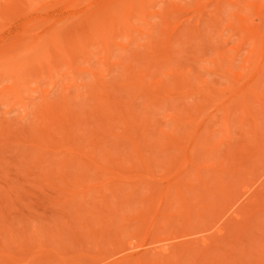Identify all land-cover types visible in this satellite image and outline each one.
<instances>
[{"label":"rangeland","instance_id":"obj_1","mask_svg":"<svg viewBox=\"0 0 264 264\" xmlns=\"http://www.w3.org/2000/svg\"><path fill=\"white\" fill-rule=\"evenodd\" d=\"M124 1L125 5L120 3L124 6L122 14L120 9L114 12L113 6V11L106 10L107 16L103 11L105 20L101 15L100 23H97L101 24L102 19L104 27L100 25L103 28H99L110 29L109 34H115L112 37L106 38L104 33L96 32L100 31L97 24V28L88 27L89 30L86 23H81L90 34L82 31V25L77 22L79 28L73 24L61 28L68 39L80 43L82 50L79 43L76 47L80 50H73L77 53H73L75 74L65 63L51 70L58 82L56 86L50 84L48 64L46 66L44 58V61L40 60V53H31L37 60L31 58L36 61L23 62L26 64L25 76L23 67L19 66L22 72L18 74L27 85L23 86L18 101L12 103L8 92L2 91L12 85L14 72H10L12 78L0 73V264H118L125 255L136 253L152 261L150 264H264V214L256 218L258 221L255 219L257 225L253 223L252 229L234 232L225 241L207 248L195 246L189 253L174 249L165 253L163 249L185 240L197 245V240L208 234L219 236L215 227L232 216L228 212L221 218L225 211L221 208L225 204L221 207L219 203L226 200L227 195L229 202L232 193L235 190L237 194L239 190L241 193L240 188L247 182L264 181V161L259 163L252 152L256 143L264 145V108L251 103L257 124L254 126L251 117L239 108L233 110L226 122L225 108L220 106L237 88L245 91L248 102L254 101L252 92H257L264 100V74L256 86L245 80L252 72L260 41L259 34L253 37L251 30L262 26L250 5L260 0H220L219 4L216 0H145L144 3L128 0L130 5ZM136 3H143V7ZM54 4L49 1L42 11L31 10L2 24L0 45L3 40L6 48L14 49L19 45L18 50L23 49L24 53L16 50L17 47L11 53L16 55L18 52L20 65L25 59H21V55L31 52L28 48L32 47V42L39 40L48 26L51 28L57 20L72 12ZM197 6L205 9L200 12ZM187 21H191L190 24ZM25 22H35L32 28L35 31H29L35 33L19 36L16 32L22 31ZM69 28L74 29L70 35ZM77 30L82 32L78 34ZM4 42L0 46V71L8 65L3 59L12 56ZM40 67L45 68L44 76ZM73 75L76 84L72 85ZM146 86L151 93L159 97L168 94L169 98L159 102V106L157 102L151 103L143 96ZM206 86L214 92L210 99L198 93ZM186 89L192 94L184 93ZM44 92L48 93L50 100L47 101H53L51 104L58 105L61 111V118L58 121L55 118L57 128L54 119L45 122L38 117L39 96ZM105 99L112 105L118 104L125 112L133 113L135 117L128 127H124L120 118H109L103 109ZM198 100L211 116L206 124L207 135L214 143L221 140L218 148H209L196 157L202 176L196 175L198 169L184 164L176 151L167 146L169 137L189 130L184 124L178 125L176 120L183 114L188 115L187 111L195 113L191 105ZM66 116L70 122L75 121L74 126L73 122L66 124ZM121 127L132 130L134 136L142 131L140 152L146 157V164L140 161L139 152L132 148L125 134L120 133ZM64 128L71 133H63ZM39 129L47 133L40 130L39 134ZM41 134L48 139L43 140ZM35 142L45 148L34 150L31 144ZM57 144L65 145L67 149L59 150L54 147ZM230 144L242 148L240 158L235 162H226L233 153ZM83 155L95 158L102 169L83 164ZM219 167L226 168V174H230L227 185L235 192L228 193L223 188L216 175ZM108 171L112 175L107 174ZM182 173L184 201L172 194ZM167 193L173 196L169 209ZM155 213L159 216L152 224L151 215ZM201 215L205 219L200 220ZM204 220L210 223L208 227L202 224ZM202 228L207 230L200 231L204 230Z\"/></svg>","mask_w":264,"mask_h":264},{"label":"bare ground","instance_id":"obj_2","mask_svg":"<svg viewBox=\"0 0 264 264\" xmlns=\"http://www.w3.org/2000/svg\"><path fill=\"white\" fill-rule=\"evenodd\" d=\"M49 1H54V3L55 4H57V5H62V7L64 8V10L65 9H67L68 11L69 10H72V12L68 15V16H65L64 18H62V19H59V20H57V22L55 23V24H53V25H51L52 27L50 28V26H48L49 27V29H47L46 28V30L43 32V33H41L42 35V37L39 39V38H37V36H36V38L37 39H39V40H37V41H34V42H32L33 43V45H32V47L30 46V48H28V50H30L31 52H25L26 54H28L29 56H25L24 54L23 55H21L22 53H24L23 52V49H22V51L21 50H18V48H21V47H17V46H19V45H17L16 46V44L14 45V46H16L17 47V49L16 50H18V51H20V55L22 56H20L21 57V59H23V58H25V59H23L22 60V64L20 65V63H21V61L18 59V52H16V53H14V54H16V55H12V53H13V51L12 50H14L15 51V48L13 49V47L10 49V48H8V52H10L9 53V55H12V56H4L3 58V60H4V64H6L7 62H8V65H5V67L3 66V69L4 70H2V71H0V73L1 72H4L5 74L4 75H6V76H8V75H10L11 73L10 72H14V75H15V77H11V75L9 76V77H11L12 78V85L10 86L9 85V87L8 86H6V87H8L7 89H6V87H4L6 90H3L2 89V91H4V92H8V97H9V100H11L12 101V103L13 102H15L17 99L19 100V98L21 99V95H22V91L24 90L23 88L24 87H26L25 86V81H24V79H23V77L21 76V75H19L18 74V72L19 71H21L20 69V67H23V69H24V67H26L25 65L26 64H24L23 62H32V61H36L37 59H36V57H34L31 53H36V54H42V55H44V57H42L40 54H39V56L42 58V59H40V57H39V59L40 60H42V61H44L45 60V62L44 63H46V66H47V64H48V66L46 67L47 69H48V71H49V75L51 74V76H50V78H51V81H50V84L51 85H53V86H56L55 84L56 83H58L57 82V80L54 78V76H53V72L51 71L52 69H56L58 66H62V65H60V64H68L69 65V69H70V71H71V73L72 74H75V67H74V55H73V53H75L76 51H73L74 49L75 50H80L81 49V47H80V43L79 42H76V40H70V38L68 39L67 38V33H65V32H61V28H63V26L65 25V26H68V24H73V25H76L77 26V28H79L78 26H80V25H82V31H84V30H86V31H88L87 29H83V27H84V25L83 24H81V23H86V25H87V27L86 28H91V27H96V24L97 23H100L99 22V18H101V15L103 14L104 15V13H103V11L104 12H106L105 14V16H107L108 15V13H107V11L108 10H110V9H112V7L114 6V8H115V10H114V12H117L116 11V9H120L119 11H120V13H121V9H122V7H124V6H122V5H125V1L124 0H0V31L3 29V23L5 22V21H8V20H12V18H14V17H18V16H22V15H24V14H26V13H28L29 11H31V10H41L42 11V8H44L46 5H47V3L49 2ZM132 1V0H131ZM131 1H129L128 2V0H127V3L129 4ZM136 1V0H135ZM139 1V0H138ZM137 1V2H138ZM141 2H143V1H145V0H140ZM219 1L220 0H216L215 1V3L216 4H219ZM133 2H134V0H133ZM146 2H147V0H146ZM120 3L122 4V3H124V4H122L121 6H120ZM144 3V2H143ZM142 3V4H143ZM54 4V5H55ZM132 4V3H131ZM134 4V3H133ZM136 4H139V3H136ZM141 4V5H142ZM53 5V6H54ZM117 5H119V6H117ZM130 5V4H129ZM140 5V4H139ZM140 5V6H141ZM200 5V4H199ZM118 8H117V7ZM256 12H257V14H258V16H259V19L261 20V22H262V26L260 27V26H255L254 28H253V30H251L252 32H254L252 35H253V37H255L257 34H259V35H257L259 38H260V41H258V46L256 47V55H255V57H254V60H253V66H252V72L249 74V75H247L246 76V81L248 82V83H250V84H252L253 86H256L257 85V82L259 81V78L261 77V75L262 74H264V0H260V1H258V2H255V3H252L251 5H250ZM56 7V6H55ZM121 7V8H120ZM141 7H143V6H141ZM197 7H199V6H197ZM201 7V6H200ZM196 8V9H199V11L201 10H203V9H205L204 7H201V8ZM47 8V7H46ZM45 8V9H46ZM113 8V9H114ZM206 8H207V6H206ZM113 9H112V11H113ZM44 10V9H43ZM80 10V12H77V11H79ZM107 10V11H106ZM122 11H124V10H122ZM200 11V12H201ZM194 12H196V11H194ZM119 13V14H120ZM130 13V11H128V14ZM198 13V12H197ZM15 14H18L17 16L15 15ZM122 14V13H121ZM203 14V13H202ZM102 15V16H103ZM118 15V14H117ZM14 16V17H13ZM100 16V17H99ZM105 16H103L102 17V19H103V21L105 20ZM12 17V18H11ZM48 19V18H47ZM50 19V18H49ZM48 19V20H49ZM102 19H100L101 20V24H97V27L99 28V26L100 25H102L103 27H104V23L102 22ZM38 20V19H37ZM46 20V18L44 19V21ZM51 20H53V18H51ZM187 20H189V19H187ZM35 22H36V19L34 20ZM44 21H41V22H44ZM192 21V20H191ZM191 21H187L189 24H190V22ZM35 22H33V23H35ZM41 22H39V24L41 23ZM51 22V21H50ZM50 22H48V23H50ZM75 22H77V23H80V25H78L77 23H75ZM185 22H186V20H185ZM33 23L32 22H25L24 23V25H23V28H22V31H20L19 33H17L16 32V34H20V35H22V34H34V33H32V32H29V31H31L32 30V28H34V25H33ZM47 23V24H48ZM75 23V24H74ZM195 23H196V21H195ZM43 24V23H42ZM44 24H46V22L44 23ZM38 25V24H37ZM36 25V26H37ZM41 25V24H40ZM113 26H114V24H112ZM184 25H185V23H184ZM198 25V24H197ZM43 26V25H42ZM41 26V27H42ZM45 26V25H44ZM75 26V27H76ZM195 25H193V27H194ZM39 27V26H38ZM37 27V28H38ZM84 27V28H85ZM96 27V28H97ZM101 27V26H100ZM103 27H101V28H103ZM191 27V26H190ZM192 27V28H193ZM36 28V27H35ZM76 28V29H77ZM88 28V29H89ZM101 28H99L98 30H100V31H96V32H100V33H104V34H102V35H104L106 38H108L107 36H113V35H115V34H109L110 32L109 31H111L110 29H109V31H108V29H106V28H104V30L103 29H101ZM196 28V27H195ZM194 28V29H195ZM66 29V28H65ZM70 29V28H69ZM68 29V30H69ZM72 29V28H71ZM70 29V31L68 32L69 33V35L72 33L71 31H73V30H71ZM114 29V28H113ZM183 29L185 30V29H187V28H184L183 27ZM260 29H261V31H260ZM67 30V29H66ZM90 30V29H89ZM92 30H94L95 31V29H91V31ZM106 30V32H103V31H105ZM190 30V29H189ZM32 31H35L34 29L32 30ZM78 31V30H77ZM81 31V32H82ZM93 31V32H94ZM37 32H38V30H37ZM39 32H42V31H39ZM81 32H79L78 31V34L79 33H81ZM89 32V33H88ZM87 33L86 32H84V33H86V34H90V31H88ZM74 33V32H73ZM1 34V33H0ZM3 34V33H2ZM40 34V33H39ZM38 34V35H39ZM58 34H63V35H61V37H59V35ZM64 34H65V36H64ZM92 34V33H91ZM93 34H95V33H93ZM97 34V33H96ZM19 35V36H20ZM37 35V34H36ZM64 36V37H63ZM103 36V37H104ZM39 37H40V35H39ZM63 37V38H62ZM67 38L68 40H65L64 38ZM69 37V36H68ZM104 37V38H105ZM22 38V37H21ZM19 41H20V39H19ZM65 41H67V42H65ZM68 41H70L72 44H70V42H68ZM73 41H74V43H73ZM3 42H4V40H3ZM3 42H2V44H3ZM13 42H14V40H13ZM31 41H29V42H27V43H30ZM75 42L77 43V44H75ZM106 42H107V39H106ZM7 44H8V42H6ZM78 43H79V46H78ZM1 44V45H2ZM18 44V43H17ZM26 44V43H25ZM24 44V45H25ZM69 44H70V46H69ZM0 45V46H1ZM4 45H5V48H6V44H5V42H4ZM4 45L2 46V47H4ZM24 45H23V48H24ZM30 45V44H29ZM76 45L78 46V47H80V49H77V47H76ZM107 45V44H106ZM8 46H10V45H8ZM28 47V46H27ZM26 47V48H27ZM6 48V49H7ZM25 48V49H26ZM9 49H10V51H9ZM83 49H84V47H83ZM1 50V49H0ZM2 50H4V49H2ZM82 50V49H81ZM164 50L165 49H163L162 51L164 52ZM167 50H169V49H167ZM171 51H172V49H170ZM106 53L108 54V51H109V47H108V45H107V47H106ZM166 51V50H165ZM0 52H2V51H0ZM12 52V53H11ZM54 52H57L58 54H55L54 55ZM80 52V51H79ZM75 54H77V53H75ZM164 54H165V52H164ZM0 55H2V54H0ZM58 55V57H56L55 58V56H57ZM73 57H72V56ZM31 56H33L34 57V59H36V60H34L33 58H31ZM165 56V55H164ZM29 58H31V59H29ZM43 58H44V60H43ZM5 59H6V63H5ZM28 59V60H27ZM38 59V60H39ZM30 60V61H29ZM19 61H20V63H19ZM39 62V61H38ZM9 63H10V65H9ZM40 63V62H39ZM23 64H24V66H23ZM41 64V63H40ZM12 65V66H11ZM43 65V64H42ZM2 66V65H1ZM20 66V67H19ZM43 67V66H42ZM49 67V68H48ZM2 68V67H1ZM20 68V69H19ZM41 68V67H40ZM42 70H41V72H42V74H43V76H44V73H43V70L45 69H43V68H41ZM24 72H22V74L23 73H25L26 72V68L23 70ZM20 72V73H21ZM47 72V70H45V73ZM7 73H9V74H7ZM1 74H3V73H1ZM24 76H25V74H23ZM47 75H48V72H47ZM1 76V75H0ZM42 76V75H41ZM42 76V77H43ZM8 77V78H9ZM45 77H46V75H45ZM2 78H4L3 76H2ZM15 78V80H13ZM49 78V79H50ZM0 79H1V77H0ZM27 79V78H26ZM44 79V78H43ZM47 79V78H46ZM45 80V79H44ZM1 81V80H0ZM2 82V81H1ZM71 82H72V85H73V83H75L76 81H75V76L73 75V77H72V80H71ZM238 82V81H237ZM69 84H71V83H69ZM76 84V83H75ZM74 84V85H75ZM134 83H132V85H133ZM27 85V84H26ZM24 86V87H23ZM205 87V86H204ZM10 88V89H9ZM103 89V88H102ZM105 89V88H104ZM37 90V89H36ZM35 90V91H36ZM144 91V97L146 96L147 98V100L148 101H150L151 103L153 102V103H155L156 104V102H157V105H158V103L159 102H161L162 103V101H164L165 99H168L169 98V96H168V94H166V95H164V96H162V97H159V96H157V95H155V94H153V93H151L150 92V90H149V88L146 86V88H144L143 89ZM187 91H185L184 93H186V94H192V91L191 90H188V89H186ZM210 89L209 88H207V86H206V88H202V89H199V91H198V93H200L201 95L203 94V96L206 98V99H210V98H212L213 97V93L212 92H210L209 91ZM30 91H31V89H30ZM67 91H68V86H67ZM209 91V92H208ZM1 92V91H0ZM31 92H33V91H31ZM64 92H66V91H64ZM3 93V92H2ZM212 93V94H211ZM55 94V93H54ZM65 94V93H64ZM143 94V93H142ZM61 95V94H60ZM67 95V94H66ZM231 95V94H230ZM52 96V95H51ZM252 96H253V98H254V101H252V102H248L247 101V99L245 98L246 97V93H245V91L244 90H242V89H238L237 88V90H235L234 92H233V95L232 96H230L229 98H227V100L225 101V102H222V103H220V106H223L224 108H225V121L226 122H228V120H229V118H230V116H231V114H232V112H233V110H235L236 108L238 109H241L246 115H248V116H250L251 117V119L253 120V122H254V126H257V124H256V122H255V115H254V113H253V111H252V107H251V103H257L258 104V106H259V108H264V100H262V99H260V97H259V94L257 93V92H252ZM37 97V96H36ZM48 97V93H46V92H44L43 94H41L40 96H39V106L38 107H40L39 109L37 108V110L39 111V119H45V122L47 121L46 119H49V121H50V119H54L55 120V118H56V120L59 118H61V111H59V109L57 108L58 107V105H57V107H55V106H53L51 103L53 102V101H51V102H48L47 101V98ZM10 98H12V99H10ZM55 98H56V96H55ZM54 98V99H55ZM200 98H201V96H200ZM203 98V97H202ZM17 100V101H18ZM48 100H50V99H48ZM71 100V99H70ZM80 101V100H79ZM85 101V100H84ZM40 102H41V105H40ZM70 102V101H69ZM102 102H104L103 103V105L105 106V108H103V109H105V111H106V114L108 113V115H110L109 116V118H111V119H113V120H115V119H117V118H120V120L122 121V123H123V125H124V127H125V125L128 127V123L132 120V117H135V116H132L133 115V113H129V112H125V110H122L121 108H119L118 107V104H116V105H112L107 99H105V101H102ZM149 102V103H150ZM2 103V102H1ZM57 103V102H56ZM160 103V104H161ZM54 104V103H53ZM58 104V103H57ZM100 104V103H99ZM99 104H98V106H99ZM159 104V105H160ZM153 105V104H152ZM158 105V106H159ZM37 106V105H36ZM79 106V105H78ZM96 106V105H95ZM12 107H13V105H12ZM191 107H192V110H194L195 111V113H191V111H187V114L188 115H184L183 114V116L181 115L180 117H178V119L176 120L178 123V125L179 124H184V125H186V126H188L189 127V130H187L185 133L184 132H182V134L181 135H179V136H173V137H169V135H168V137H169V139H168V143L169 144H167V146L170 148V149H172L173 151H176V154L179 156V158L180 159H182V162L184 163V164H187L188 166L190 165V166H193V167H195L196 169H198L197 170V173H196V175H200V176H202V172H201V170H200V167L197 165V159H196V157L197 156H199L198 154L200 153V154H202L203 152L202 151H207V149H216V148H218L217 146L220 144V143H218V142H220V141H217V143H214L212 140H211V137H210V135L208 134L207 135V128H206V124L208 123V121L210 120V115L209 114H207V112L204 110V105H202V101L200 100H198L197 102H195V103H193L192 105H191ZM60 109H61V107H59ZM97 108V107H96ZM95 108V109H96ZM118 108L120 109V110H118ZM98 109V108H97ZM37 110H36V114L38 113L37 112ZM117 111V112H116ZM26 112V111H25ZM62 112H64V111H62ZM65 113V112H64ZM70 113V112H69ZM68 112H67V114H69ZM38 115V114H37ZM64 115V114H63ZM62 115V117H64ZM66 115V114H65ZM108 115H107V117H108ZM135 115H137L136 113H135ZM68 116V115H67ZM65 117L66 119H65V121H66V124L67 123H69L70 122V120L71 119H68V117ZM71 116V115H70ZM73 116H75L76 117V115H73ZM78 116V115H77ZM137 116H139V115H137ZM37 117V116H36ZM106 117V118H107ZM70 118V117H69ZM138 117H136V119H137ZM58 119V120H59ZM28 120V119H27ZM56 120H55V122H56ZM57 120V121H58ZM67 120H69L68 122H67ZM110 119H108V121H109ZM29 121H30V119H29ZM44 121V120H43ZM63 121H64V118H63ZM63 121H62V119H61V123H63ZM74 121V120H73ZM73 121H71V122H73ZM77 121H78V119H77ZM104 121H106L105 119H104ZM107 121V122H108ZM9 122V121H8ZM55 122H53V124L55 123ZM60 122V121H59ZM70 122V123H71ZM75 122V121H74ZM74 122L72 123L73 125L72 126H74ZM110 122H113V121H110ZM48 123V122H47ZM52 123V122H51ZM60 123V124H61ZM65 123V122H64ZM114 123V122H113ZM5 124V123H4ZM9 124V123H8ZM59 124V125H60ZM109 124V123H108ZM24 125H25V123H24ZM23 125V126H24ZM49 125V124H48ZM51 125V124H50ZM55 125H57V122H56V124H54V127H55ZM68 125V124H67ZM71 125V124H70ZM58 126V125H57ZM57 126L55 127V128H57ZM19 127V126H18ZM53 127V126H52ZM61 127H63L62 125H61ZM61 127L59 126V128H60V130H63V129H61ZM65 127V126H64ZM111 126H109V128H110ZM113 127V126H112ZM111 127V128H112ZM7 129V128H6ZM35 129V128H34ZM67 129V128H66ZM65 128H64V131H62L63 133H71V132H69V131H65L66 130ZM68 129H70V127L68 128ZM127 129V128H126ZM29 130V129H28ZM31 130V129H30ZM40 130L41 129H39L38 131H37V133H39L40 132ZM121 130H123V131H120V133L121 134H125L124 136L126 137V138H128V140H130V142L129 143H131V146H132V148L134 149V150H136V152L138 151L139 152V154H138V156H139V159H140V161L142 162V163H145L146 164V162H147V159H146V157L140 152V148H141V144H140V142H139V140H140V138H141V135L143 134L142 133V131H139L140 133H139V135H133L134 133L132 132V130H124V128H122L121 127ZM13 131V130H12ZM57 131V130H56ZM33 132V131H32ZM41 132H43V134L44 133H47L46 131H44V130H41ZM123 132V133H122ZM67 133V134H68ZM15 134H16V132H15ZM34 134V133H33ZM40 134V133H39ZM168 134V133H167ZM7 135V134H6ZM11 136V135H10ZM15 136V135H14ZM13 136V137H14ZM37 136H39V135H37ZM37 136H36V138H37ZM42 136V138H43V140H47L48 138H46V136L45 135H40V137ZM10 138V137H9ZM39 138V137H38ZM11 139V138H10ZM41 139V138H40ZM9 140V139H8ZM42 140V141H43ZM49 140H51V139H49ZM13 141V140H12ZM45 141H43V143L45 142ZM4 142V141H3ZM5 142H9V141H5ZM29 142V141H28ZM53 142V141H52ZM10 143V142H9ZM20 143V142H19ZM38 143V142H37ZM36 142L34 143V144H31V145H33L34 146V150H38L37 148H40L41 149V147L42 148H45V146L43 147V146H41V145H43V144H37ZM16 144V143H15ZM30 144V143H29ZM45 144V143H44ZM47 144V143H46ZM54 144H55V142H54ZM9 145V144H8ZM229 145V144H228ZM12 146V145H11ZM32 146V147H33ZM48 146V145H47ZM50 146L52 147V145H51V143H50ZM54 146V145H53ZM31 147V148H32ZM54 147H57L59 150L60 149H62V150H66L67 149V147L65 146V145H62V146H59L58 144L56 145V146H54ZM229 147V146H228ZM230 147H231V149L233 150H231V152H233L232 153V155H231V157L230 158H228V160L226 161V162H230V161H233V162H235V161H237V159H239L240 157H239V155H240V151L242 150V148L241 147H237L236 145H234V144H230ZM229 147V148H230ZM6 148V147H5ZM28 148H30V147H28ZM58 149H56L55 148V150L57 151ZM18 150V149H17ZM43 150V149H42ZM50 150H52L51 148H50ZM27 151V150H26ZM44 152H45V150H44ZM137 152V153H138ZM229 152V151H228ZM252 152H253V155L255 156L254 157V159H256L257 161H259V163L261 162V161H264V145H261V144H259V143H256L255 144V146H253V148H252ZM41 153V152H40ZM49 153V152H48ZM231 154V153H230ZM229 154V155H230ZM37 155V154H36ZM201 156V155H200ZM80 157H82V155H80ZM59 158V157H58ZM77 158H79V157H76V159ZM83 158L84 159H82V158H80L79 159V161H77V162H81V161H84L85 163H83V164H85L86 165V163H87V165H91L92 167H94L95 169L97 168V169H102V167H101V164H100V162H98L95 158H89L88 156H84L83 155ZM198 158V157H197ZM75 159V158H74ZM82 159V160H81ZM81 160V161H80ZM72 161H74V165H78V163L75 161V160H73L72 159ZM239 161V160H238ZM77 164H76V163ZM65 164H67L66 163V161L64 162ZM81 163V164H82ZM59 165L61 164V163H58ZM71 164V163H70ZM82 164V165H83ZM252 164H253V162H252ZM240 165V164H239ZM244 164L243 163H241V166H243ZM81 166V165H80ZM77 168V167H76ZM262 168H264V167H262ZM226 172H227V170H226V168H221V167H219L218 169L216 168V175L218 176V178H220V180L222 181V184H223V188L225 189V191H227L228 193L231 191V193H232V191L233 190H229V187L230 186H228L227 184H229V183H227V182H229L228 181V177H229V175H227L226 174ZM229 173V172H228ZM107 174H109V175H112L111 174V172L110 171H108L107 172ZM234 174V173H233ZM262 174H264V172H262ZM182 175H184L183 173L181 174V177H180V180H178L175 184H174V189H173V196L176 194L177 196H179L180 198H183L182 200L184 201V199H185V197H186V195H185V191L184 190H182V180L184 179V177L182 176ZM260 175V174H259ZM238 176V175H237ZM262 176H264V175H262ZM236 177V176H235ZM240 177H242V176H240ZM256 177V176H255ZM234 178V177H233ZM259 178V177H258ZM260 178H262V177H260ZM241 179V178H240ZM239 179V180H240ZM237 180H238V178H237ZM181 181V182H180ZM203 182H205V181H203ZM252 181H250V183H251ZM182 183V184H181ZM248 183V182H247ZM247 183H245V184H243L242 185V187L240 188L241 190H243L241 193H240V190H239V192H238V194L236 193L237 192V190H235V191H233V192H235L234 194L232 193V197L229 199V202L227 201V197H228V195L225 197V199L226 200H224L222 203H219L220 205H221V207H222V205L223 204H225V207L223 206L221 209H222V212L224 211V213H222V215H221V218H223L228 212L230 213V214H232V216L230 217V218H228L227 217V221L226 222H224V223H219L218 225L215 223L217 220H215V225L214 226H216L215 227V230H217L216 232H217V234L219 235V236H215L213 233V235L214 236H212V235H204V236H202L201 237V235H200V237H201V239L200 240H197V241H199V242H197L196 244L197 245H193L194 243H192L191 241H189V240H185L184 242H181V243H173V244H170V245H168L167 247H165V248H163L164 249V251H165V253H169V251H170V249H174V251H177V252H181V253H189L195 246H197V247H204V248H207V247H209V246H211L212 244H215V243H218L219 241H225L226 239H227V237L228 236H230V235H232L234 232H237V233H242V232H244L246 229H252L253 227H255V226H253L254 224L255 225H257V222L255 223V221L257 220V219H259L260 217H261V215L262 214H264V181H260V182H258L257 180L256 181H254L253 180V182L251 183V184H247ZM206 184V183H205ZM224 185H225V187H224ZM189 188V187H188ZM227 188V189H226ZM210 189V188H209ZM212 189V188H211ZM229 190V191H228ZM171 191V190H170ZM225 193V195L226 194H228V193ZM168 194L169 193H167L166 194V196H168ZM172 194H169V197H168V203H167V207H168V209H169V207L171 206V204L170 203H172L171 202V200H172ZM224 195V196H225ZM106 198H108V197H106ZM106 198H105V200H106ZM106 202H108L107 200H106ZM121 203V202H120ZM228 203V204H227ZM122 204H124V203H122ZM129 204V203H128ZM227 205V206H226ZM219 206V205H218ZM122 207H124V206H122ZM122 207H120V209H122V210H124V208H122ZM223 208H225L224 210H223ZM167 209V208H166ZM121 210V212H123ZM127 210V209H126ZM125 211V210H124ZM155 210L153 209V211H152V213L154 212ZM165 211V210H164ZM156 213H158V212H156ZM152 214L151 216H152V218H151V222H152V224H154L155 222H156V220H157V218H156V216H157V214ZM216 213V212H215ZM161 214H163V213H160L159 212V215H161ZM158 215V216H159ZM164 215V214H163ZM203 215V214H202ZM201 215V217H200V220H201V218H202V220H203V216ZM229 215V214H228ZM157 216V217H158ZM213 216H214V212H213ZM260 216V217H259ZM213 218V217H212ZM220 218V219H221ZM257 218V219H256ZM205 219V218H204ZM216 219V218H215ZM219 219V218H218ZM219 219V221H221ZM256 219V220H255ZM159 220V219H158ZM205 221V222H204ZM203 222H202V224L203 225H205L206 226V224H207V222H206V220H204ZM222 221H225L224 219L222 220ZM221 221V222H222ZM258 221V220H257ZM218 222V221H217ZM254 223V224H253ZM208 224H210V223H208ZM208 224H207V227H208ZM214 226H212L211 228H213ZM210 227V226H209ZM202 229H204V230H200V231H205V230H207V228H202ZM208 230H209V228H208ZM235 230V231H234ZM192 233V232H191ZM204 233V232H203ZM186 234H188V233H186ZM192 234H196V232L195 233H192ZM203 235V234H202ZM186 236V235H185ZM199 239V238H198ZM191 240H193V239H191ZM164 245V244H163ZM163 247V246H162ZM163 249H162V251H163ZM137 254L138 253H136V255H132V256H129V255H125L124 257H122V259H120L117 263L118 264H150L151 262L149 261H147V259L148 258H145V257H142L141 255L140 256H137ZM158 263V262H157ZM153 264V263H152Z\"/></svg>","mask_w":264,"mask_h":264}]
</instances>
